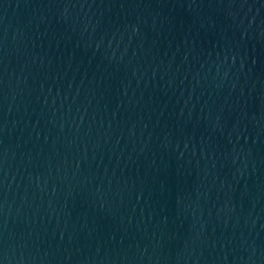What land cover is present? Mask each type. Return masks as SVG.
I'll list each match as a JSON object with an SVG mask.
<instances>
[{
  "label": "water",
  "instance_id": "95a60500",
  "mask_svg": "<svg viewBox=\"0 0 264 264\" xmlns=\"http://www.w3.org/2000/svg\"><path fill=\"white\" fill-rule=\"evenodd\" d=\"M0 264H264V0H0Z\"/></svg>",
  "mask_w": 264,
  "mask_h": 264
}]
</instances>
